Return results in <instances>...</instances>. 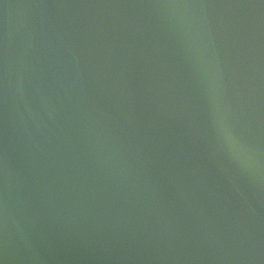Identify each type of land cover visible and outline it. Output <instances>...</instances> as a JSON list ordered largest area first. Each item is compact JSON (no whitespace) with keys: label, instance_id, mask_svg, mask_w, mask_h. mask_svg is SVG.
Masks as SVG:
<instances>
[{"label":"water","instance_id":"1","mask_svg":"<svg viewBox=\"0 0 264 264\" xmlns=\"http://www.w3.org/2000/svg\"><path fill=\"white\" fill-rule=\"evenodd\" d=\"M0 264H264V0H0Z\"/></svg>","mask_w":264,"mask_h":264}]
</instances>
